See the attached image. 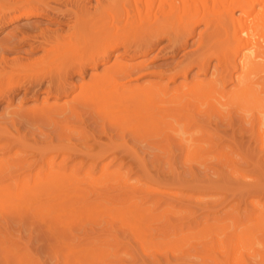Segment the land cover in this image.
I'll list each match as a JSON object with an SVG mask.
<instances>
[{"label": "rangeland", "instance_id": "374dc122", "mask_svg": "<svg viewBox=\"0 0 264 264\" xmlns=\"http://www.w3.org/2000/svg\"><path fill=\"white\" fill-rule=\"evenodd\" d=\"M47 4L58 14L0 25V46L20 41L28 23L37 28L23 30L33 35L62 34L68 13L96 10L94 0L86 8ZM208 28L152 35L127 52L120 45L96 67L89 55L32 63L43 52L26 41L0 51V87L20 88L0 98V264H264V138L255 118L264 117V80L253 85L262 91L257 106L219 104L234 89L223 83L226 72L215 58L203 72L195 58ZM114 63L125 95L135 96L124 100L126 110L78 96L80 85ZM127 67L135 70L126 74ZM208 82L211 97L175 104L167 117L150 119L161 120L157 126L125 121L148 98ZM46 163L57 184H45ZM236 234L241 249L232 263Z\"/></svg>", "mask_w": 264, "mask_h": 264}, {"label": "bare ground", "instance_id": "6f19581e", "mask_svg": "<svg viewBox=\"0 0 264 264\" xmlns=\"http://www.w3.org/2000/svg\"><path fill=\"white\" fill-rule=\"evenodd\" d=\"M54 1H61L62 4L67 6L70 4L73 5L72 7L85 8V4H90L91 2V0ZM94 1L96 4L94 5V8L96 10H93L95 11L92 12L93 14H87V8L86 10H83L85 13H75V11L72 15L70 14L71 12L68 14L66 13L69 16H67V20H70L64 33L58 34L54 31L46 33L48 30L42 32L41 29L33 35L32 33L30 34L27 32L28 30L36 29L37 26L28 23L23 27L27 32H24L25 29L23 30L22 28L23 36L20 41L18 39L11 40L7 45L0 46V51H9L7 49L12 48L9 46L11 43L15 42L16 44H21L26 41L28 43L30 42L32 50L41 48L43 52L42 57L35 59L32 63H38L41 59L43 60L44 57H58L65 54H71L78 58L89 55L90 58H92L90 60L93 62L92 66L96 67L101 62L99 59H102L105 62L109 55L112 54L115 47L121 45L127 52L131 50L130 48L134 43L144 39L148 40L152 35L157 37L159 33L168 34L173 32L171 35L176 37L181 30H188V27L196 26L203 22L206 30L209 27L208 29H210V31L208 33V38L204 37L207 40L198 41L200 44V46H198L200 50L195 54V58L198 60L197 63H199L198 66L200 70L206 72L209 62L207 59L215 58L218 65L222 68V71L226 72L223 76V83H231L234 88L233 90L223 91L221 93L223 101L220 102V100L217 99V101L220 102L218 103L225 104L232 103L231 101H233V103L237 102L236 104H238V102L239 104H242L243 102L245 105L246 102H250L253 103V107H255L257 106L255 104L261 101L259 93L262 91L258 92L254 89L253 85L257 84L259 80H264V0ZM5 2L6 3L3 5L6 4V6L0 5L1 26L6 23L5 21L11 22L21 18L40 16V14L49 15L51 12L57 14L59 12L48 8V0H5ZM41 7H43V9ZM218 10H221V12ZM62 12H60V14ZM175 29H178L179 31L176 30L177 32H175ZM187 33L191 34L193 33V30L190 29ZM9 36L15 38L14 34H9ZM140 42L139 45L141 44ZM34 43H36V45H33ZM201 61H204V63L201 64ZM206 61L208 62L205 63ZM85 67V64L79 63L78 68L79 70H82V73L84 72ZM113 67H116L115 63L113 66L104 69L102 73H98L95 76L93 75L87 85L82 87L80 85V93L78 96H85L84 92H88L90 96L89 98L92 102L102 101L105 104H108L111 108L115 105H119L120 110L122 108L126 110L125 108L128 106L124 105V100L131 98L134 99L135 96L130 95V97H127L125 95L126 93L123 91L125 83L117 81ZM134 68L135 67H127L123 68L122 71L127 74L130 73L127 72L128 70H135ZM187 69L183 70V74L187 73ZM169 79L174 80L175 75L169 76ZM110 80L115 81V84H112ZM19 89V82L9 83L6 87H0V98L4 97L11 91ZM59 89L62 92L60 84H57L55 90L59 91ZM52 91V86L49 84L47 86V93L52 94ZM137 92H139V95L146 93L142 90H138ZM212 92L213 89L210 82L206 84L191 83L185 91H182L181 87L178 86L175 88L174 95L167 96L169 92L165 91L164 93L167 97L162 98L158 102H154L150 98H145L146 100L144 104L138 106L140 109L137 108L133 112L131 111V114H127V119H125V121L131 119L129 120L130 122L135 118L138 126H147L149 124L154 126L155 124L162 122L161 120H157L160 121L159 123L150 121L155 115H161V119H163L167 117V113H169L170 110L175 108V104H181L184 101L183 105L189 102L187 104L189 106L190 99L203 96L211 97ZM65 94H67V92ZM78 96L71 100L72 103H76L74 105H77V102L80 99ZM213 105L214 104L211 101L208 102V108L211 109V107H214ZM141 109L144 111L147 109V111L143 112ZM154 110L156 111L154 112ZM135 111L138 112L134 113ZM255 118L258 119L256 134L259 139L264 138V130L258 127L264 125V121H262L264 120L262 119L264 117L261 118L262 120L256 116ZM49 172L50 167H48V164L46 163V170L44 175L42 174L44 182L48 179L45 184H57L59 180H55L54 177L49 178ZM19 188H16V190ZM253 219L256 220L257 218L253 217ZM237 234L234 235V237L232 236V238H235L234 245L236 247L232 248L234 249V252L231 251L232 254L229 258L231 262L235 257H233V255L235 252H238L240 248L238 245L239 236ZM228 264H230V261Z\"/></svg>", "mask_w": 264, "mask_h": 264}]
</instances>
